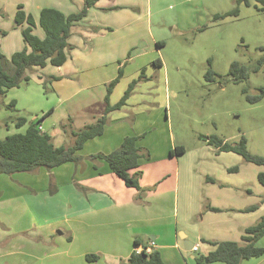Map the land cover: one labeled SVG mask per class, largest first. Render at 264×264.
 I'll list each match as a JSON object with an SVG mask.
<instances>
[{
	"label": "crops",
	"instance_id": "0c3cea01",
	"mask_svg": "<svg viewBox=\"0 0 264 264\" xmlns=\"http://www.w3.org/2000/svg\"><path fill=\"white\" fill-rule=\"evenodd\" d=\"M139 2L141 5V0ZM55 3L54 6L37 3L32 10L22 6L23 11L33 17L36 26L32 33L39 39L44 37L37 24L40 9L53 8L67 16L83 6V0H56ZM138 7V0H100L71 27L67 59L56 67L60 72L57 82L64 77L71 82L76 80L65 85L66 97L60 93L66 100L73 94L78 96L77 123L73 122L71 129L79 130L102 116L107 85L116 78L120 66H123V75L108 96L110 106L120 101L129 84L137 80L142 71L145 78L135 85L124 106L107 115L102 135L83 144L77 152L83 158L81 162L65 163L51 172L40 169L34 174L0 175V264H120L135 250L150 247L151 243V250L159 252L164 264L167 259L173 264H182L181 259L187 256L182 237H178L179 233L183 234L178 230L176 214H171L177 209L181 167L168 165L178 159L169 154L175 147L170 125L166 120L164 126L156 113L141 116L144 112L141 106H160L161 101H151L147 94L153 89L155 70L161 68L162 62L161 66L152 65L157 60L156 52L146 51L148 42L160 41L150 38L146 9L141 12ZM154 49L159 48L154 45ZM123 57L124 60L129 57L124 65L120 60ZM47 65L33 69L39 72ZM48 115L50 113L45 112L43 119ZM158 127L170 131L169 143L162 147L163 157L156 159L149 154L146 161L139 159V166L128 172L131 176L141 173L139 184L145 189L141 199L137 198V190L126 187L103 160L86 159L111 153L128 136H142L137 147L151 152L155 149L147 138L163 131ZM40 128L44 132L41 125ZM50 136L55 147L72 143L64 131L57 144L54 136ZM152 163L157 165H150ZM50 177L52 194L47 193V187L51 188ZM25 222L30 226L35 224L30 233L32 239L19 235L30 227L24 228ZM246 228L248 226L239 228L241 236ZM195 232L198 244L193 246H197V252H200L201 240L209 246L203 255L213 249L208 242L222 241L213 233L205 234L203 228L196 227ZM91 254L98 256V261L87 262L85 256Z\"/></svg>",
	"mask_w": 264,
	"mask_h": 264
},
{
	"label": "rangeland",
	"instance_id": "374dc122",
	"mask_svg": "<svg viewBox=\"0 0 264 264\" xmlns=\"http://www.w3.org/2000/svg\"><path fill=\"white\" fill-rule=\"evenodd\" d=\"M55 2L0 0V28L6 36L0 39V50L6 59L11 52L24 46L22 27L14 22L17 6L32 10L37 3L54 6ZM138 6L141 12L146 9L150 38L164 44L155 50V44L148 42L146 51L150 54L155 51V59L159 58L162 66L155 70L154 86L147 97L161 103L160 106H141L140 110L144 111L141 116L156 113L164 126L167 120L175 146L185 149L177 162L173 160L168 164L181 167L177 209L171 214H176L179 232L193 244H198L196 227L203 228L205 234L213 233L215 238L222 239L219 242H241L239 228L250 227L264 216V185L258 179V175L264 173V167L248 163L237 154L219 152L207 144V139L214 136L223 143L236 145L243 137L247 152L264 158V97L251 104L241 92L246 87L247 94L252 97L259 94L260 89L264 90V64L254 71L256 60L264 56V11H258L256 7L259 6L249 0L248 6H238V16L213 21L215 15L232 11L236 0H141V5L138 0ZM117 28L119 31L120 27ZM120 60L124 65L127 58ZM208 60L218 76L213 82L204 80ZM232 62L247 68L246 82H231L228 70ZM9 66L5 64V68ZM37 72L28 69L29 81L19 88L9 89L0 97V139L22 134L28 124L39 121L44 132L53 135L57 144L63 131L73 130L72 123H77L78 96L73 94L66 100L61 95L66 97L65 85L76 83V80L71 82L64 77L57 82L60 72L49 64ZM11 101L15 102V107L7 108ZM47 111L50 115L41 119ZM19 117L24 118L26 124L16 128L14 123ZM162 130L147 138L155 149L146 150L152 158L163 157L162 147L169 143L170 131ZM221 184L226 186L220 187ZM250 206H256V209L249 213L237 212ZM213 207L219 212H211L209 208ZM34 225L25 222L22 226L31 228L21 232L20 237L32 239L30 233L34 231ZM178 237L181 238L180 233ZM256 245L264 248V236ZM199 246L200 252L192 254L194 258L203 255L209 247L202 242ZM194 258L184 256L181 262L197 264ZM166 262L173 264L169 259ZM240 264H264V255Z\"/></svg>",
	"mask_w": 264,
	"mask_h": 264
},
{
	"label": "trees",
	"instance_id": "16d2710c",
	"mask_svg": "<svg viewBox=\"0 0 264 264\" xmlns=\"http://www.w3.org/2000/svg\"><path fill=\"white\" fill-rule=\"evenodd\" d=\"M100 0H83L82 8L73 14L64 15L60 11L53 8H42L39 11L38 26L44 33L43 39L36 37L32 31L36 24L30 14H26L21 5L17 6V11L14 16V22L17 26L25 25L21 30V36L24 48L18 52L13 53L9 59H6L0 52V97L4 96L9 89L19 88L29 81L26 71L34 67L44 68L47 64L59 67L67 59L66 51L71 48L68 44V38L71 33V27L84 18L90 8ZM259 7L258 11H264V0H253ZM249 5V0H236V7L225 13L224 15H215L213 21L223 19L225 17L238 16L239 5ZM0 10V16H1ZM5 32L0 28V37H3ZM156 47L164 46L162 42H156ZM129 57H127L128 60ZM208 69L204 74L206 82H213L218 77L211 69V61L208 60ZM5 64H9L5 68ZM158 64V65H157ZM264 64V56L256 60L254 71L257 72ZM153 66H161V61L157 59L152 62ZM123 66L118 69V74L106 88L105 109L101 117L93 124L84 126L79 130H64L65 133L72 139L70 145H63L55 147L52 138L49 134L42 132L39 127V121L30 123L22 134H12L0 139V175L12 176L15 174L27 173L34 174L40 169L47 172L65 164V163H79L83 160L77 152L83 147V144L91 139L102 135L104 127L107 123V115L113 111L118 110L125 105L126 100L130 97L135 85L143 81L144 71L141 72L137 80H133L127 90L124 92L120 101L114 106L108 103V96L111 90L119 82L123 75ZM228 75L233 84H240L248 80L247 68L238 62H232ZM54 79V78H53ZM56 79V78H55ZM43 88L46 89L45 85ZM245 96V100L251 104L259 102L264 97V90L260 89L259 94L249 96L247 88L243 87L241 90ZM7 108H14L15 102L11 101ZM42 116L41 119H43ZM16 128H21L26 124L24 118H17L15 120ZM136 136L125 137L120 146L107 155L97 154L87 157L90 161L97 159L103 160L110 171L120 178L126 187L137 190V198L141 199L145 194V189H142L139 184L141 173L129 175V171L139 166V159L149 158V153L137 147V141L141 138ZM207 144L213 145L219 152L234 153L241 156L246 162L257 166L264 167V158L251 155L246 150V141L243 137L236 145H229L223 143L217 137H209ZM185 152L183 146H175L169 152L171 156H180ZM96 169V166H94ZM258 179L264 185V173L258 175ZM53 179L50 177V189L52 194ZM256 209L252 206L241 212H251ZM211 212H219L216 208H209ZM264 236V216H262L257 223L246 228L241 236V242L223 241V242H208L213 249L206 255L195 257L197 264H240L244 260L251 258H259L264 255V248L256 245L257 241ZM202 243L206 241L201 240ZM87 262L98 261L96 255H86ZM120 264H164L158 251H151L145 253L133 252L125 261Z\"/></svg>",
	"mask_w": 264,
	"mask_h": 264
},
{
	"label": "water",
	"instance_id": "95a60500",
	"mask_svg": "<svg viewBox=\"0 0 264 264\" xmlns=\"http://www.w3.org/2000/svg\"><path fill=\"white\" fill-rule=\"evenodd\" d=\"M58 234H60V233L58 232ZM181 237H182L181 239L183 240V248H184V251H185L187 257H190L191 259H193L194 258L192 255L193 243L187 241L185 239L184 235H181Z\"/></svg>",
	"mask_w": 264,
	"mask_h": 264
},
{
	"label": "built area",
	"instance_id": "2783aa9c",
	"mask_svg": "<svg viewBox=\"0 0 264 264\" xmlns=\"http://www.w3.org/2000/svg\"><path fill=\"white\" fill-rule=\"evenodd\" d=\"M39 129L41 130V128L39 127ZM152 245H153V243H151V245H150V247H147V248H144V249H142V250H135V253H140V252H142V251H144L145 253H150L152 250H151V247H152ZM197 246H193V248H192V254L193 253H195V252H197Z\"/></svg>",
	"mask_w": 264,
	"mask_h": 264
}]
</instances>
